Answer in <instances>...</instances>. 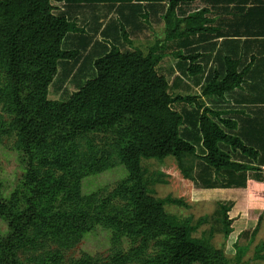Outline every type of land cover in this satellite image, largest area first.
<instances>
[{
	"label": "rangeland",
	"instance_id": "obj_1",
	"mask_svg": "<svg viewBox=\"0 0 264 264\" xmlns=\"http://www.w3.org/2000/svg\"><path fill=\"white\" fill-rule=\"evenodd\" d=\"M27 4L23 2L13 4L8 10L0 9V200L4 201L20 189L27 174L23 153L24 136L19 131L18 116L10 105L11 82L6 69L5 46L7 30L17 29ZM46 4L42 0V7L38 10L41 14L45 12ZM49 4L53 6V15L74 14L70 0H52ZM94 12L82 14L85 21H90L91 29H95L96 24L92 16ZM149 19V16H143L137 21L135 19L134 24H143ZM107 21L110 36L117 41V18L111 16ZM39 26V19L31 20L26 25L19 46L22 54L31 50L34 33ZM79 36L70 33L63 42L62 50H74L70 41H76ZM167 58L168 61L172 59ZM170 64L161 69V73H166L169 80L168 93L173 96L196 93L194 88L189 91V82L174 78L178 70L173 67L167 69ZM78 67L79 64L74 61L59 63L58 76L49 84L45 101L34 86L36 69L24 66L21 71L27 72L29 76L26 77L25 98L33 112L34 124L39 127L40 133L45 132L41 134L47 140L33 148L34 169L39 178L36 217L27 231L14 240V256L19 263L174 264L165 248L167 238L159 235L161 231L135 223L132 219L136 190L142 185L152 197L164 199L171 196L187 204V207L166 204L168 216L181 220L192 218L194 223L206 220L193 234L205 243L206 255L200 264H264V203L246 211L245 207L235 202L234 196L228 198L225 196L228 194L201 190L210 183L217 187L231 186L235 175H218L200 161L198 158L203 150L194 135L188 139L195 144L197 155L185 157L186 164L193 169L194 182L183 178L177 161L171 157L163 161L143 160L145 173L141 182L126 171L124 162L130 131L133 126H136V130L141 125V116L127 117L122 124L117 122L109 128L81 134L66 141L55 135L73 132L75 124L102 118L114 109L112 106L106 109L104 104L92 100H82L78 105L70 104L74 94L79 92L87 79L94 76L87 64L81 78L72 77L71 73ZM173 109L183 114L187 112L194 120L199 112L196 108L189 111L185 103H177ZM181 130L183 137H186L184 133L196 132L192 126L182 127ZM225 148L232 150L228 145H222V149ZM239 154L242 156V153ZM232 157L235 161V154ZM158 173L164 175L166 183L156 182ZM223 206L229 207L228 216L233 221L232 233L227 238L223 233ZM20 212L28 213V206L21 204ZM259 219H262L260 227L253 236ZM247 222H255L256 225L245 227ZM8 230L0 218V264H6L1 245ZM235 233L239 234L237 238Z\"/></svg>",
	"mask_w": 264,
	"mask_h": 264
},
{
	"label": "trees",
	"instance_id": "obj_2",
	"mask_svg": "<svg viewBox=\"0 0 264 264\" xmlns=\"http://www.w3.org/2000/svg\"><path fill=\"white\" fill-rule=\"evenodd\" d=\"M50 1L52 0H45L47 6L44 9L45 12L41 14L38 10L42 7V0H0V9L3 10H8L13 4L28 3L27 9L18 21L17 29L7 30V42H5L6 69L11 82L10 105L18 116L19 131L24 136L23 153L27 171L20 189L10 199L0 200V218L9 229L1 245V254L6 264H20L14 256V240L27 231L36 217L35 201L39 178L34 169L33 148L46 143L47 140V137L43 136L45 132H41L42 135L39 127L34 124L33 112L25 98L28 74L21 71L24 66L36 69L34 86L40 94L42 93L41 97L45 101L44 97L49 84L53 78L58 76L59 63L74 61L79 64L77 62L79 52L64 51L62 45L70 33H82L84 30L65 15H53L51 13L53 6L49 4ZM133 1L135 0H79L77 2L128 3ZM192 1L195 0H170L165 16L167 25L164 42H161L156 35L155 45L150 48L148 54H143L137 48H133L130 52H121L118 47L112 46L109 53L94 62L95 75L86 80L79 92L71 98L70 104L78 105L82 100H92L104 104L106 109L111 106L114 109L109 110L102 118L75 124L76 128L73 132L55 134L60 140L66 141L81 134L109 128L117 122L122 124L127 117L141 116L143 118L140 121L141 125L136 130H134L136 126H133L130 131L127 158L124 162V168L134 179L142 180V175L145 173L142 168L143 160L163 161L171 157L177 161L183 178L194 182L193 169L185 161L186 156L197 155L195 144L188 139L192 135L203 150L198 159L218 175L222 173L235 175V173L251 169L249 166L233 161L232 153L235 154V151L253 160L257 159L259 152L247 146L239 137L230 132L234 131L237 125L235 120L228 117L230 112L214 111L199 101L202 96L224 98L226 94L242 87L250 71V65L239 70V62L227 57L224 78L219 80L218 77H214L203 88L199 96L171 95L168 93L169 85L166 77L159 75L156 71L160 62L170 55L166 50L167 41L174 39L180 29L178 26L171 27V14L180 4ZM202 15L203 12H199L187 19L189 22L192 20L196 23L193 32L202 30L205 23V20L199 21ZM34 19L40 20V26L34 33L31 50L28 52L26 50L22 54L19 47L21 37L26 25ZM182 21L180 20L179 23L181 24ZM182 34L183 32L179 33V35ZM122 37L124 41L130 42L124 29H122ZM171 55L182 61H190L187 70L189 75L196 76L203 73L202 66L195 63L200 58L199 55L184 56L182 53ZM87 64L91 67V56L80 66L83 69L75 73L74 78H81ZM177 103L195 105L199 111L196 120H190L192 119L190 116H184L182 112L174 110L173 106ZM185 117L190 120L188 122L191 126L196 128V132L184 133L186 137H183L181 128L186 125ZM222 145L231 147L232 152L227 148L225 149L228 151L223 150ZM156 176L157 183H166L162 173ZM210 184H207L205 188L217 187ZM230 185L224 188L235 187V181ZM21 204L28 206V213L20 212ZM166 204L187 207L183 200L174 199L171 196L164 199L152 197L141 185L136 190L135 206L131 211L132 219L135 223L161 231L159 235L167 238L165 248L174 264H200L206 255L205 243L195 238L193 234L206 220L201 219L194 223L192 218L181 220L175 216H168L165 212ZM229 211V207H222L223 233L226 238L232 233L233 221L228 216ZM261 220L259 219L253 236L258 231Z\"/></svg>",
	"mask_w": 264,
	"mask_h": 264
},
{
	"label": "crops",
	"instance_id": "obj_3",
	"mask_svg": "<svg viewBox=\"0 0 264 264\" xmlns=\"http://www.w3.org/2000/svg\"><path fill=\"white\" fill-rule=\"evenodd\" d=\"M77 1L79 0H70L74 14L71 16L66 13L62 14L84 30L82 33H77L80 38L70 41L72 42L70 45L75 47L74 50L79 52L77 58L79 67L73 72L72 77L75 76L74 73L82 71L83 68L80 66L89 56H91V72L95 75L94 62L109 53L112 46L118 47L121 52H130L133 48H137L146 55L155 45L156 35L161 42H164L167 25L165 16L170 0H135L128 3ZM98 10L103 13L96 14ZM88 12H94L92 16L96 22L95 29H91L90 21H85L82 16ZM199 12H203L199 21L205 20V23L200 32H193L196 23L192 20L189 22L187 19ZM111 16L117 18V41L110 36L108 31L107 20ZM143 16H149V22L134 24L138 18ZM97 19L100 22L97 23ZM180 20H183L181 24ZM170 21L172 22L171 27L180 28L178 35L166 44L167 54H170L167 57H172V59L168 61L169 58L165 57L156 67L157 73L166 77L169 86L167 74L161 73V69H165L166 64L171 63L167 69L173 67L178 70L175 74L173 73L174 78L178 81L182 78L186 80L185 82H189L190 92L193 88L195 89L196 93L191 96H199L203 88L214 77H218L219 80L224 78L227 57L239 62V70L250 65V71L242 87L226 94L224 98L202 96L199 101L214 111L230 112L228 117L235 120L237 124L236 129L230 132L239 137L247 146L257 150L259 155L256 160H253L235 151V161L251 169L235 173V187L203 188L201 190L212 191L219 195L228 194L225 195L228 198L234 196L235 202H238L242 208L245 207L246 211L258 208L257 205L264 203V198H261L264 197V0L185 2L171 14ZM122 29L127 33L130 42L124 41ZM180 32L183 34L179 35ZM176 53H182L184 56L199 55L200 58L195 63L202 66L203 73L196 76L189 75L187 70L190 61H182L171 55ZM187 105L189 111L196 108L195 105ZM184 116H189V114L185 112ZM190 120L186 119L184 127H191L188 122ZM255 225V222H247L245 227ZM238 235L235 233L236 238Z\"/></svg>",
	"mask_w": 264,
	"mask_h": 264
}]
</instances>
